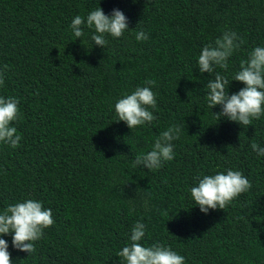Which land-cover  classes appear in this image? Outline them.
Listing matches in <instances>:
<instances>
[{
  "label": "trees",
  "instance_id": "16d2710c",
  "mask_svg": "<svg viewBox=\"0 0 264 264\" xmlns=\"http://www.w3.org/2000/svg\"><path fill=\"white\" fill-rule=\"evenodd\" d=\"M102 7L120 9L129 29L95 45L94 28L76 38L71 22ZM144 31L149 39L137 41ZM225 31L240 47L227 70L264 47V0H0V95L19 100L13 122L20 146L0 143V213L28 199L51 209L55 223L30 254L4 235L13 264H120L134 224L146 225L141 243H159L185 264H264V116L242 126L222 107L208 106L198 57ZM83 41V42H82ZM152 87L156 119L130 129L115 121V104L137 87ZM245 87L231 81L229 94ZM183 126L175 158L158 170L133 167L160 133ZM242 172L252 187L224 209L200 210L190 189L197 177ZM147 205V206H146Z\"/></svg>",
  "mask_w": 264,
  "mask_h": 264
},
{
  "label": "clouds",
  "instance_id": "9594fccd",
  "mask_svg": "<svg viewBox=\"0 0 264 264\" xmlns=\"http://www.w3.org/2000/svg\"><path fill=\"white\" fill-rule=\"evenodd\" d=\"M94 28L95 34L91 40L95 45L106 47L107 35L114 38L123 36L128 30V18L120 9H114L107 15L102 7L91 11L86 19L80 15L75 16L71 22V29L76 38L84 35L83 27ZM137 41H146L149 36L144 31L136 34ZM235 32L225 31L222 37L215 40L214 44L203 47L198 57V67L201 73H215V78L208 81L207 100L208 106L222 107L217 113L220 120L238 122L243 127L253 125V120L264 116V47H255L246 60L241 61V70L231 80L243 82L245 87L238 92L229 94L231 81L216 68L227 70L228 61L233 53L240 47ZM83 42V41H82ZM8 66L0 69V86L5 84V71ZM145 87H137L131 94H126L115 104L118 119L124 121L130 129H135L145 124H151L156 117L150 109L157 108L156 94L152 87L155 80L145 81ZM21 118L19 100L15 97L0 95V143L11 148L20 146L22 136L18 134L13 122ZM183 133V126L173 124L160 133L152 148L147 153L137 155L133 167L143 166L151 170H158L166 162L175 158L174 141L179 140ZM251 148L258 156H264V147L253 141ZM198 184L191 187V197L200 210L208 213L209 209H226L232 201L252 187L251 182L242 172L228 169L226 174L219 172L214 175L197 177ZM147 206V205H146ZM55 223L52 210L45 209L42 202L28 199L9 205L0 213V237L12 235V245L30 254L35 252V243L44 236V230ZM146 234V225L137 221L131 230L130 245L123 247L117 253L120 264H185V257L159 243L145 247L141 241ZM9 244L6 239L0 238V264H13Z\"/></svg>",
  "mask_w": 264,
  "mask_h": 264
}]
</instances>
